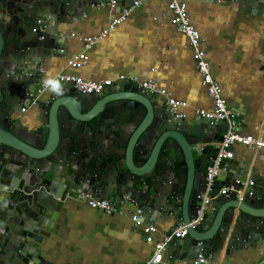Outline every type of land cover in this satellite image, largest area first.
Returning a JSON list of instances; mask_svg holds the SVG:
<instances>
[{"label":"water","instance_id":"1","mask_svg":"<svg viewBox=\"0 0 264 264\" xmlns=\"http://www.w3.org/2000/svg\"><path fill=\"white\" fill-rule=\"evenodd\" d=\"M111 1L0 0V264H49L45 241L61 204L82 192L72 180L79 174L74 161L101 164L107 149L123 192L143 210V221L190 224L198 217L207 169L218 151L213 144L223 140L226 124L179 118L164 97L147 94L130 80L103 97L64 83L57 96L43 86L49 79L44 68L64 56L68 29ZM116 1L130 8L135 0ZM226 1L264 15V0ZM29 107L38 108L27 118L35 129L19 117ZM233 165L234 159L222 163L228 177L215 181L213 194L229 185ZM250 179L255 185L242 198L232 193L214 200L201 223L189 227L187 238L173 239L168 251L188 260L203 251L218 263L223 256L264 248V177L254 170Z\"/></svg>","mask_w":264,"mask_h":264},{"label":"crops","instance_id":"2","mask_svg":"<svg viewBox=\"0 0 264 264\" xmlns=\"http://www.w3.org/2000/svg\"><path fill=\"white\" fill-rule=\"evenodd\" d=\"M135 1L141 2L140 6L86 51L89 59L79 70L70 69L68 59L84 52L85 47L71 35L100 34L127 8L118 1L114 7L111 2L105 3L71 26L64 36V56L44 68L49 79L67 72L88 81L110 79L114 86L131 78L154 80L175 99L187 103L180 109L182 117L191 120L200 117L201 109L213 110L189 39L175 25L169 0ZM183 1L202 36L212 74L223 88L229 109L239 118L237 129L264 140V15L252 14L250 8L242 9L226 0ZM122 75L127 80L121 81ZM34 108L25 113L34 114ZM234 151L236 165L229 171V185L239 174H248L244 179H250L254 170L264 177L262 151L244 146H236ZM227 177L224 171L218 180L223 183ZM59 213L55 230L45 241L49 264H147L154 255V245L147 242L143 227L132 220L135 208L130 204L107 212L68 196ZM144 224L155 225V239L160 240L180 223L174 224L169 218ZM169 257L182 260L167 248L161 264H167ZM263 259L264 248L255 252L249 249L240 256H223L218 263L210 264H258Z\"/></svg>","mask_w":264,"mask_h":264},{"label":"built area","instance_id":"3","mask_svg":"<svg viewBox=\"0 0 264 264\" xmlns=\"http://www.w3.org/2000/svg\"><path fill=\"white\" fill-rule=\"evenodd\" d=\"M140 4L141 2L135 1L132 7L125 9L123 15L114 19L100 34L92 36L72 34L71 37L83 43L85 51L76 54L71 59H69L68 67L72 70H79L84 67L89 59L86 51L92 48L96 43L104 40L109 32L113 31L118 25L123 23L131 14V12L136 7H139ZM115 5L116 1L114 0L111 2V6L114 7ZM168 8L173 15V21L179 31L189 39L193 51V58L198 71L202 75V83L206 87L208 96L213 101V110L208 111L201 109L198 111V115L201 118L206 119L211 126L222 122L226 124L227 127L223 140L213 144L218 151L213 164L207 169V188L199 196L201 200V207L197 212L198 217L191 221L190 224L180 223L174 228L170 236L164 235L160 240H156L155 233H157V228L152 224H144L143 210L137 208L136 201L131 194H125L119 205L115 204L111 200L99 199L86 193H82L80 195L81 200L86 201L89 207L96 210L112 212L118 207H123L126 203H129L135 207V213L132 216V220L136 225L143 227L147 242L154 245V255L147 262V264L164 263V256L167 253L169 243L173 239L181 240L187 238L189 235V227H195L201 223L206 211L212 209L211 206L214 200L222 196H229L232 193H237L238 196L242 198L245 195L246 190L255 185L253 180L239 178L235 179L227 187L220 189L216 194H213L215 181L219 178V175L225 171V168H222L221 165L225 161L234 159V148L236 146L257 149L262 151L264 154L263 139L254 137L252 135H245L237 129L235 123L236 115L229 109L227 99L223 93V88L212 74L208 54L202 46V36L197 28L193 25L187 3L183 0H169ZM56 78L60 80L61 83L73 85L77 91L85 94H102L106 88L112 87L114 84V81L110 79L104 81H88L80 76L67 72H61V74L57 75ZM126 78L127 77L125 75H122L120 80H127ZM130 80L134 83H137L145 93L158 94L164 97L167 100L170 111L172 113H177L179 118L182 117V114H180V109H183L187 106L185 101L175 99L169 90L161 87L154 80L138 81L136 78H131ZM25 111L26 109H23V112ZM212 257L213 255L211 253L206 254L203 251H200L197 257L193 260H175L169 257L167 264H210Z\"/></svg>","mask_w":264,"mask_h":264},{"label":"flooded vegetation","instance_id":"4","mask_svg":"<svg viewBox=\"0 0 264 264\" xmlns=\"http://www.w3.org/2000/svg\"><path fill=\"white\" fill-rule=\"evenodd\" d=\"M114 85L110 88H106L105 91L102 94H99L101 97L110 95V92L113 91ZM95 95H91L89 98H94ZM45 98V99H44ZM43 100L46 101L47 98L44 97ZM32 107L26 108L31 109ZM37 108V107H36ZM34 115L38 112V108L36 109ZM88 107H86L84 110L87 111ZM23 111V110H22ZM26 112V111H25ZM22 112L20 113V116H22V119L26 122H28V125L30 126V129L36 128L35 121L28 120L29 116L27 113ZM33 116V114H32ZM63 141L66 143H69V135L64 134L63 135ZM104 149L107 148V146H103ZM102 162L101 164H91L88 166L87 164H84L83 162L79 161L78 163L74 161V164H77V170H79V174L75 173L72 176V180L76 182L77 186L82 189V192L75 193V194H69L68 196L75 197L76 199L83 201L80 199V195L82 193L89 194L92 197H96L99 199H108V200H116L118 198H123L124 194V185L120 182V177L118 174H116V168H114L113 164V153L111 149H107V152L105 151V154L101 155ZM93 169V170H92ZM91 171V172H90ZM90 172V173H89ZM87 177L89 180H85L82 177ZM122 196V197H121ZM86 202V201H83ZM87 203V202H86ZM129 204V203H126ZM125 204V205H126ZM88 205V203H87Z\"/></svg>","mask_w":264,"mask_h":264},{"label":"clouds","instance_id":"5","mask_svg":"<svg viewBox=\"0 0 264 264\" xmlns=\"http://www.w3.org/2000/svg\"><path fill=\"white\" fill-rule=\"evenodd\" d=\"M43 86L46 90L51 93L56 94L57 96L63 95V85L58 79H45L43 82Z\"/></svg>","mask_w":264,"mask_h":264}]
</instances>
